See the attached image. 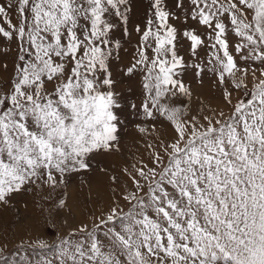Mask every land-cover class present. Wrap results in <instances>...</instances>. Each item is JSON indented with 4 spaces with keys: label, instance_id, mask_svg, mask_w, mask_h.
Masks as SVG:
<instances>
[{
    "label": "snow or ice",
    "instance_id": "6c2138e0",
    "mask_svg": "<svg viewBox=\"0 0 264 264\" xmlns=\"http://www.w3.org/2000/svg\"><path fill=\"white\" fill-rule=\"evenodd\" d=\"M190 3V18L208 29V71L223 86L229 111L198 119L176 106L177 96L190 95L183 74L204 69L178 55V30L169 20L179 17L163 0H151L152 17L135 29L141 33L138 58L127 74L145 73L144 115L163 117L174 135L160 140L150 165L129 174L131 189L91 228L82 225L53 245L21 240L15 255L55 249L53 257L36 261L26 255L9 262L0 247L5 264H264V0ZM127 4H0L7 25L0 36L18 41L21 62L12 87L0 91V204L37 181L54 189L67 174L88 169L90 154L119 150L120 105L109 69L121 48L112 17L126 25L130 9L121 6ZM183 6V0L176 4ZM229 30L239 42L229 41ZM183 36L197 56L205 40L193 30Z\"/></svg>",
    "mask_w": 264,
    "mask_h": 264
},
{
    "label": "rangeland",
    "instance_id": "374dc122",
    "mask_svg": "<svg viewBox=\"0 0 264 264\" xmlns=\"http://www.w3.org/2000/svg\"><path fill=\"white\" fill-rule=\"evenodd\" d=\"M7 2L8 0H0V4ZM163 2L166 10L179 17L169 20L178 30V55L187 64L198 63L204 69L200 72L199 69L188 68L182 78L190 95H179L174 103L182 107L189 118L194 116L199 119L204 115H211L214 110L227 113L229 108L222 98L223 86L217 83V76L208 71V61L213 59L212 50L208 47V29L190 18L193 8L190 0H183V8L176 7L179 0ZM125 9H130L127 11L126 25L119 18L112 17V22L117 24L113 40L119 41L121 48L118 58L114 56L111 60L109 69L114 81L112 90L120 105L116 110L120 119L119 150L90 154L88 169L67 174L64 183L54 189L37 181L13 195L7 205L0 204V247L5 248L9 262L23 260L26 255L36 261L40 257H53L55 254L54 248H36L27 252L19 249V254L15 255L21 240L34 242L39 239L53 245L82 225L91 228L94 222L108 213L124 190L131 189L129 174H134L135 169L143 164L150 165L151 154L160 140H170L174 135V130L166 119L158 116L153 120L144 115L142 103L147 95L144 89L145 73L136 71L127 74V68L138 58L141 33L135 29L137 26L144 29L147 20L152 17L154 10L151 8V0H128L127 5L121 6V11ZM11 17L14 24L18 23L15 12L11 13ZM225 23L229 21L225 20ZM0 26L7 28L3 20H0ZM186 29L193 30L205 40V45L197 49V56L191 54V42L183 36ZM228 38L232 44L240 39L231 30ZM18 54V41H9L0 36V91L9 90L16 79L17 65L21 63ZM240 63L243 66V61ZM249 63L259 66V62ZM253 83V78L249 76L248 87L251 88ZM112 177H116L117 182H113ZM61 200L64 201L63 206L60 205ZM121 205L127 208L122 200ZM0 264H5V261L0 259Z\"/></svg>",
    "mask_w": 264,
    "mask_h": 264
}]
</instances>
